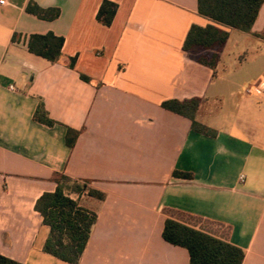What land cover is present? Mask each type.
I'll use <instances>...</instances> for the list:
<instances>
[{
	"label": "crops",
	"instance_id": "obj_1",
	"mask_svg": "<svg viewBox=\"0 0 264 264\" xmlns=\"http://www.w3.org/2000/svg\"><path fill=\"white\" fill-rule=\"evenodd\" d=\"M31 1L59 17L28 13ZM103 1L0 5V255L69 264L44 252L49 228L35 209L58 173L104 195L70 194L97 217L79 264H189L163 238L167 219L241 248L243 264H264V94L246 93L264 76V2L250 32L225 28L211 69L182 49L192 25H216L198 0H108L118 5L109 27L97 20ZM49 32L65 40L60 64L28 50L32 34ZM239 48L252 53L240 64ZM195 97L196 121L215 136L162 107ZM68 129L79 132L72 147Z\"/></svg>",
	"mask_w": 264,
	"mask_h": 264
},
{
	"label": "trees",
	"instance_id": "obj_2",
	"mask_svg": "<svg viewBox=\"0 0 264 264\" xmlns=\"http://www.w3.org/2000/svg\"><path fill=\"white\" fill-rule=\"evenodd\" d=\"M263 2L264 0H198L199 14L214 21L216 25H192L183 43V51L199 64L215 69L229 38V32L225 28L250 32ZM117 9L116 3L104 0L98 10L97 20L107 27L111 26ZM26 10L44 20H54L60 15L59 9H45L34 1L29 2ZM259 37L264 40V33ZM64 41L63 37L52 32L32 34L29 37L28 50L52 64H60L63 61ZM66 66L73 69L75 58H69ZM81 77L87 82L90 81L85 75ZM201 101L197 97L171 99L164 101L162 107L191 120L193 130L215 136V130L195 119ZM35 117L47 125L53 124L41 108L37 110ZM78 135L79 132L68 129L67 144L72 147ZM51 181L56 184L55 190L43 193L35 204L44 225L49 228L44 252L69 264H79L97 217L70 194L87 192L98 199H103L104 195L89 188L87 182L73 180L64 174H54ZM163 238L172 245L185 248L189 253V264H243L245 258V252L241 248L173 219L165 221ZM0 264L22 263L0 255Z\"/></svg>",
	"mask_w": 264,
	"mask_h": 264
},
{
	"label": "rangeland",
	"instance_id": "obj_3",
	"mask_svg": "<svg viewBox=\"0 0 264 264\" xmlns=\"http://www.w3.org/2000/svg\"><path fill=\"white\" fill-rule=\"evenodd\" d=\"M251 52L250 51H244V52H240V48L237 50L236 52V60H237V63L240 64L243 60H247V58L251 57ZM238 69V68H237ZM237 69H233V68H230V67H227V69L225 70L228 74L230 73H233L235 72V74L241 76L238 80H243L246 75L244 74H241V72H237ZM245 70H247V73L248 75L252 76L255 74V70H256V67H254V65L252 63H248L247 66L245 67ZM223 71V69L221 70ZM245 76V77H244ZM244 77V78H243ZM252 85V84H251ZM250 85V86H251Z\"/></svg>",
	"mask_w": 264,
	"mask_h": 264
},
{
	"label": "built area",
	"instance_id": "obj_4",
	"mask_svg": "<svg viewBox=\"0 0 264 264\" xmlns=\"http://www.w3.org/2000/svg\"><path fill=\"white\" fill-rule=\"evenodd\" d=\"M5 4H6V0H0V5H5ZM11 89H13L12 86H11ZM246 93L247 94H252V93L264 94V76L257 84L248 86L246 88Z\"/></svg>",
	"mask_w": 264,
	"mask_h": 264
}]
</instances>
